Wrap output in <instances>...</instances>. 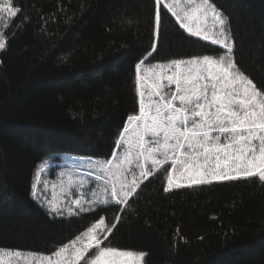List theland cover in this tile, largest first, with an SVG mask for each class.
Returning <instances> with one entry per match:
<instances>
[{
    "label": "trees",
    "instance_id": "trees-1",
    "mask_svg": "<svg viewBox=\"0 0 264 264\" xmlns=\"http://www.w3.org/2000/svg\"><path fill=\"white\" fill-rule=\"evenodd\" d=\"M219 2L233 17L238 59L264 80V0ZM20 3L31 22L0 54V247L48 253L91 216L50 220L29 194L35 165L45 153L57 161L64 153L109 154L132 106L131 60L149 44L142 22L149 0ZM191 47L169 29L160 51L175 58ZM161 180L147 185L139 219L120 227L113 244L148 251V264H264V188L217 184L165 194Z\"/></svg>",
    "mask_w": 264,
    "mask_h": 264
},
{
    "label": "snow or ice",
    "instance_id": "snow-or-ice-1",
    "mask_svg": "<svg viewBox=\"0 0 264 264\" xmlns=\"http://www.w3.org/2000/svg\"><path fill=\"white\" fill-rule=\"evenodd\" d=\"M39 21L48 23L42 13ZM30 22L20 0H0V54ZM142 22L149 44L131 60L132 106L109 154L66 157L86 169H69L66 179L64 168L55 180L42 179L56 153H45L34 168L29 194L49 219L87 214L88 226L47 254L0 247V264H148V251L113 238L139 219V198L154 179L162 177L165 194L217 184L264 188V80L238 59L233 17L219 0H149ZM169 29L189 42L188 53L161 55Z\"/></svg>",
    "mask_w": 264,
    "mask_h": 264
},
{
    "label": "rangeland",
    "instance_id": "rangeland-1",
    "mask_svg": "<svg viewBox=\"0 0 264 264\" xmlns=\"http://www.w3.org/2000/svg\"><path fill=\"white\" fill-rule=\"evenodd\" d=\"M66 157L74 158V157H84V156L74 155L71 153L62 154L61 159L59 161H56V163H54V165H53V169L50 170L51 175L45 174V176H42V179H44L46 177L49 180H55L56 179L55 173L57 171H59L60 168H64L66 170L65 179L67 176V170H69V169L72 170L73 172H77V173L86 170V169H80V168L76 167V165L79 163V161L74 160V159H70V158L66 159ZM99 159H103V158H99ZM57 192H59V189H57ZM45 254H47V253H45ZM5 259H7V258L5 257Z\"/></svg>",
    "mask_w": 264,
    "mask_h": 264
}]
</instances>
